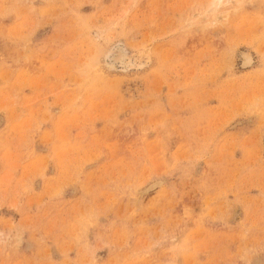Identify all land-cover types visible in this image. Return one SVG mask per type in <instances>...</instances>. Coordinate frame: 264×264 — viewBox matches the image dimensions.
<instances>
[{
	"label": "rangeland",
	"instance_id": "374dc122",
	"mask_svg": "<svg viewBox=\"0 0 264 264\" xmlns=\"http://www.w3.org/2000/svg\"><path fill=\"white\" fill-rule=\"evenodd\" d=\"M0 264H264V0H0Z\"/></svg>",
	"mask_w": 264,
	"mask_h": 264
},
{
	"label": "bare ground",
	"instance_id": "6f19581e",
	"mask_svg": "<svg viewBox=\"0 0 264 264\" xmlns=\"http://www.w3.org/2000/svg\"><path fill=\"white\" fill-rule=\"evenodd\" d=\"M219 4V3H218ZM118 43V42H117ZM125 57V53H124V49L122 46H120L119 44H115L113 45L111 51L107 54V59L109 60L110 64L113 63H122L123 59ZM126 58V57H125ZM248 57L245 56L244 59V63H247L248 61ZM125 61V60H124ZM124 63V62H123ZM126 63V62H125ZM107 64V63H106ZM109 64V65H110ZM118 65V64H117ZM127 65V64H126ZM124 66V65H123ZM129 66V64L127 65ZM111 67V66H110ZM114 67V66H112ZM122 69H124L123 67H121ZM127 68V67H126Z\"/></svg>",
	"mask_w": 264,
	"mask_h": 264
}]
</instances>
